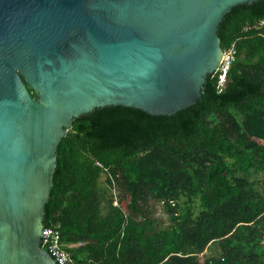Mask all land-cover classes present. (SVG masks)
<instances>
[{"label":"trees","instance_id":"1","mask_svg":"<svg viewBox=\"0 0 264 264\" xmlns=\"http://www.w3.org/2000/svg\"><path fill=\"white\" fill-rule=\"evenodd\" d=\"M263 20L264 0L226 14L218 35L234 59L192 106L73 121L44 206L69 264H264V178L251 179L264 173Z\"/></svg>","mask_w":264,"mask_h":264},{"label":"water","instance_id":"2","mask_svg":"<svg viewBox=\"0 0 264 264\" xmlns=\"http://www.w3.org/2000/svg\"><path fill=\"white\" fill-rule=\"evenodd\" d=\"M258 1L0 0V264H68L40 241L73 121L192 106L222 60L226 14Z\"/></svg>","mask_w":264,"mask_h":264},{"label":"built area","instance_id":"3","mask_svg":"<svg viewBox=\"0 0 264 264\" xmlns=\"http://www.w3.org/2000/svg\"><path fill=\"white\" fill-rule=\"evenodd\" d=\"M234 50H224L223 57L220 62L218 69L213 73L217 76L218 87L222 88L225 80L226 74L229 69L231 61L234 59ZM113 205L116 206V200L113 201ZM46 230V236L43 241H40V246L46 250H52L54 255L58 258H61L65 263L70 262V257L66 251L61 247V238L60 232L57 228L44 226Z\"/></svg>","mask_w":264,"mask_h":264},{"label":"rangeland","instance_id":"4","mask_svg":"<svg viewBox=\"0 0 264 264\" xmlns=\"http://www.w3.org/2000/svg\"><path fill=\"white\" fill-rule=\"evenodd\" d=\"M261 24H264V20L261 21L260 25H261ZM262 178H264V173H260V174L257 175V176H253V177H251V179H254V180H260V179H262ZM102 182H103V181H102ZM157 214L160 215V217L164 220V221L162 220V224L165 225V224L167 223L165 214H164L163 212H161L160 210L158 211ZM219 253H220V248H219V246H218L217 244H213V245L210 247L209 251H207V255H208V256H212V257H216V256H218Z\"/></svg>","mask_w":264,"mask_h":264}]
</instances>
